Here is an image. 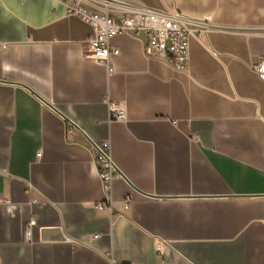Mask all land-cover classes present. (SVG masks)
Instances as JSON below:
<instances>
[{"label":"crops","instance_id":"1","mask_svg":"<svg viewBox=\"0 0 264 264\" xmlns=\"http://www.w3.org/2000/svg\"><path fill=\"white\" fill-rule=\"evenodd\" d=\"M123 1L212 26L187 70L133 34L93 62L58 0H0V264H264V0ZM89 139L124 175L113 211Z\"/></svg>","mask_w":264,"mask_h":264},{"label":"built area","instance_id":"2","mask_svg":"<svg viewBox=\"0 0 264 264\" xmlns=\"http://www.w3.org/2000/svg\"><path fill=\"white\" fill-rule=\"evenodd\" d=\"M67 11L80 17L92 29V35L85 42L84 58L108 65L111 58L120 55V49L113 41L121 35L144 36L143 48L147 58H156L169 63L174 69L184 71L190 64V47L193 39L200 41L212 26L203 20L194 19L169 8L158 10L143 3L123 0H58ZM216 56L217 54L213 52ZM254 71L264 81V59L254 66ZM108 105L113 121L126 120L122 104ZM109 143L102 145L89 139V151L97 169L98 177L105 193V201L95 204L99 210L113 211V182L124 175L113 162ZM41 154H38L40 156ZM133 200L127 196L122 202V210L131 208ZM33 224V223H32ZM28 235L31 233L29 229ZM162 242L157 251L163 254Z\"/></svg>","mask_w":264,"mask_h":264},{"label":"water","instance_id":"3","mask_svg":"<svg viewBox=\"0 0 264 264\" xmlns=\"http://www.w3.org/2000/svg\"><path fill=\"white\" fill-rule=\"evenodd\" d=\"M66 120L68 121V122H70L74 127H77L75 124H73L70 120H68L67 118H66ZM78 128V127H77ZM45 232H47V233H53L54 234V236H46L47 238L46 239H51V240H65L66 239V237L64 236V234H63V232H62V230L61 229H53V230H47V231H45Z\"/></svg>","mask_w":264,"mask_h":264}]
</instances>
